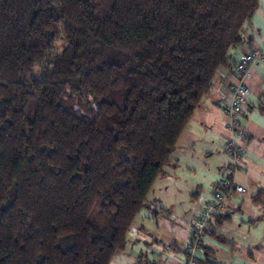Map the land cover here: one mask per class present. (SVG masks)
Returning a JSON list of instances; mask_svg holds the SVG:
<instances>
[{
	"label": "trees",
	"instance_id": "1",
	"mask_svg": "<svg viewBox=\"0 0 264 264\" xmlns=\"http://www.w3.org/2000/svg\"><path fill=\"white\" fill-rule=\"evenodd\" d=\"M259 5L0 0V264H110Z\"/></svg>",
	"mask_w": 264,
	"mask_h": 264
},
{
	"label": "crops",
	"instance_id": "2",
	"mask_svg": "<svg viewBox=\"0 0 264 264\" xmlns=\"http://www.w3.org/2000/svg\"><path fill=\"white\" fill-rule=\"evenodd\" d=\"M242 33L243 41L231 49L229 63L219 68L150 189L145 207L134 218L126 246L114 253L110 264H183L193 219L222 178L243 185L247 194L235 196L228 215L211 217L197 253L199 264H264L262 62L245 80L250 94L248 111L241 116L248 134L243 154L236 158L225 149L233 137L227 107L237 81L234 67L245 51L264 41V0Z\"/></svg>",
	"mask_w": 264,
	"mask_h": 264
},
{
	"label": "built area",
	"instance_id": "3",
	"mask_svg": "<svg viewBox=\"0 0 264 264\" xmlns=\"http://www.w3.org/2000/svg\"><path fill=\"white\" fill-rule=\"evenodd\" d=\"M264 63V41L259 42L250 50L245 51L241 59L234 67L237 81L233 84V98L227 107L229 126L233 137L226 142L225 149L236 158L243 154V143L248 134L241 121V116L248 111L250 89L245 83L246 78L251 76L252 68L258 63ZM247 194V189L231 178H222L214 188L212 195L204 207L193 219L190 238L185 247L186 259L183 264H199L197 253L204 244L206 236L205 228L211 216L215 212H228L233 209L231 201L236 195Z\"/></svg>",
	"mask_w": 264,
	"mask_h": 264
}]
</instances>
